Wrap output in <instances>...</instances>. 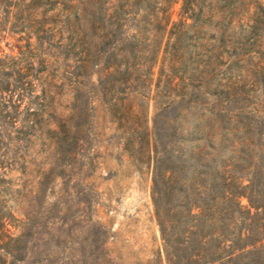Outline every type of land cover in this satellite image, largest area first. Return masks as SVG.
<instances>
[{"label": "rangeland", "instance_id": "374dc122", "mask_svg": "<svg viewBox=\"0 0 264 264\" xmlns=\"http://www.w3.org/2000/svg\"><path fill=\"white\" fill-rule=\"evenodd\" d=\"M58 1L46 12L58 32L36 54L45 63L36 93L48 114L44 130L77 121L86 108L84 138L74 148L68 142L58 166L60 152L41 130L18 150L20 167L4 170L0 150V264L9 262L6 249L20 255L16 264H154V118L175 135V149L190 132L252 131L242 121L264 114V0H89L102 19L92 21L97 36L85 38L88 46L68 33L70 0ZM2 8L7 26L42 17L41 8ZM17 37L0 43L5 53L18 55ZM237 115L239 123L215 122ZM8 235L20 236L11 248Z\"/></svg>", "mask_w": 264, "mask_h": 264}, {"label": "trees", "instance_id": "16d2710c", "mask_svg": "<svg viewBox=\"0 0 264 264\" xmlns=\"http://www.w3.org/2000/svg\"><path fill=\"white\" fill-rule=\"evenodd\" d=\"M70 2L66 16L68 33L78 44L88 46L85 38L97 36L98 27L92 21L100 24L102 10L89 0ZM58 3L0 0L7 15L21 7L42 10L38 19L28 16L9 26L5 17L0 16V43L11 33L18 34V55L5 53L0 45V150L4 149V170L21 166L19 160L24 161L23 155L18 156L17 152L31 142L37 130L51 134L48 138L61 157L52 162L55 166L69 158L68 142L74 148L84 138L81 128L86 124V108L77 109V121L63 120L56 123L57 130H44L46 113L38 103L42 97L36 93L45 70L43 59L36 54L44 44L50 47L49 38L58 32L53 27L55 17L46 12ZM94 47L99 54L100 42ZM109 54L115 58V52ZM114 66V72L119 73L118 65ZM78 95L83 94L77 91ZM159 115L153 121L155 156L150 193L160 240L154 264H264V114L242 121L252 130L248 135L219 132L205 138L190 132L179 136L183 144L177 149L173 145L175 135L159 127ZM240 120L238 115L215 118L221 126ZM227 136L232 139L228 150L224 145ZM199 141H204V145L196 144ZM11 147L15 148L14 155H9ZM242 198L246 204L241 203ZM5 213V221L14 218L11 210ZM19 237L8 235V248ZM7 250L8 264L21 260L17 251Z\"/></svg>", "mask_w": 264, "mask_h": 264}]
</instances>
